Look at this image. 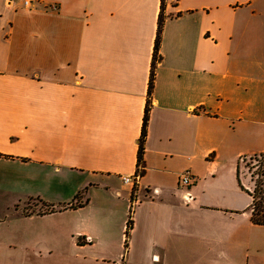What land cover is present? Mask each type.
<instances>
[{
	"label": "crops",
	"instance_id": "0c3cea01",
	"mask_svg": "<svg viewBox=\"0 0 264 264\" xmlns=\"http://www.w3.org/2000/svg\"><path fill=\"white\" fill-rule=\"evenodd\" d=\"M263 152L264 0H0V188L54 187V264H264Z\"/></svg>",
	"mask_w": 264,
	"mask_h": 264
},
{
	"label": "rangeland",
	"instance_id": "374dc122",
	"mask_svg": "<svg viewBox=\"0 0 264 264\" xmlns=\"http://www.w3.org/2000/svg\"><path fill=\"white\" fill-rule=\"evenodd\" d=\"M255 161L254 156L243 158L241 161V177L247 186H250V172L254 171ZM2 188H0V264H54V215L31 219L24 217V214H45L50 208L54 209V187L44 183L40 188L30 184H23V188L17 190ZM35 189L41 198L33 203H26L29 197L33 196ZM96 193L104 195V192ZM37 243L40 244L38 249L31 252L27 249L36 248Z\"/></svg>",
	"mask_w": 264,
	"mask_h": 264
},
{
	"label": "trees",
	"instance_id": "16d2710c",
	"mask_svg": "<svg viewBox=\"0 0 264 264\" xmlns=\"http://www.w3.org/2000/svg\"><path fill=\"white\" fill-rule=\"evenodd\" d=\"M166 0H162V10L164 9ZM162 26L163 21L162 19L159 22V29H158V35H157V41H156V49H155V56H154V67L158 61V51H159V45L161 41V35H162ZM154 84V73H152L150 85H149V93L151 94ZM149 114H150V107L149 105L146 108L145 117H144V124H143V130H142V136L140 140V150L138 155V165L139 169L143 167V155H144V143L147 136V127L149 122ZM256 163L254 166V171L250 172V191H247L242 185V189L247 191L251 198H252V205H251V212H252V223L256 226H263L264 227V152L255 155ZM142 173L141 171L139 172ZM49 207V206H47ZM54 209L50 208V211H46L45 214H38V215H47L54 213ZM128 228L126 232V246L128 245V239L130 237V231L132 229V221L131 219L128 221Z\"/></svg>",
	"mask_w": 264,
	"mask_h": 264
},
{
	"label": "built area",
	"instance_id": "2783aa9c",
	"mask_svg": "<svg viewBox=\"0 0 264 264\" xmlns=\"http://www.w3.org/2000/svg\"><path fill=\"white\" fill-rule=\"evenodd\" d=\"M34 0H25V6L26 7H30L31 6V3L33 2ZM138 177H134V178H126L124 179L125 183L127 184H133V185H136V182L138 181ZM194 181V177L193 175L190 173V172H185L181 175L180 177V185L183 186L184 188H189L192 183ZM193 200V197L191 196H188V201H191Z\"/></svg>",
	"mask_w": 264,
	"mask_h": 264
}]
</instances>
